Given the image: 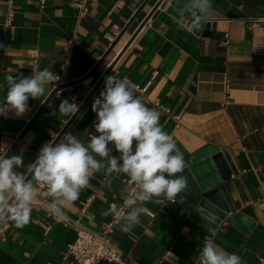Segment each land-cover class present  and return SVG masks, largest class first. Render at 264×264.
Returning a JSON list of instances; mask_svg holds the SVG:
<instances>
[{"label": "crops", "instance_id": "0c3cea01", "mask_svg": "<svg viewBox=\"0 0 264 264\" xmlns=\"http://www.w3.org/2000/svg\"><path fill=\"white\" fill-rule=\"evenodd\" d=\"M74 1L45 0L40 8L39 0H0V103L7 94L9 74L30 76L33 69L48 68L64 82L48 84L43 96L29 100L23 116L13 111L0 116V157L19 139L8 156L23 149V167L14 171L27 178L43 144L54 142L70 121L58 111L61 101L76 97L82 103L105 68L119 57L108 75L114 72L131 85L146 88L143 97L135 95L159 113L163 130L173 137L187 164L194 163L191 156L205 146L219 150L231 173L222 183L227 200L245 223L222 221L213 229L216 221L209 212L196 215L177 198L175 204L163 205L138 201L132 207L145 206L154 217L143 213L127 233L121 231L127 223L123 219L110 235V244L138 264H199L200 248L209 237L239 255L242 264H264V39L250 22L264 18V0H212L207 20L200 21L201 30L192 27L199 12L192 0H163L138 30L159 1L148 0L100 65L145 0H92L79 23ZM9 5L13 19L6 25ZM71 36L75 45L65 61L63 46ZM101 86L104 89L105 80ZM92 103L93 99L66 131L85 144L98 135ZM109 147L110 157L119 161L121 154L111 143ZM93 155L105 167L94 172L73 204L63 208L57 200L63 222H54L35 207L23 227L12 220L0 238V264H67L62 258L75 238L74 227L102 233L133 183L123 172H109L107 158ZM28 182L33 187L38 183L33 176ZM6 198L9 202V191ZM1 215L5 219L9 214Z\"/></svg>", "mask_w": 264, "mask_h": 264}, {"label": "clouds", "instance_id": "9594fccd", "mask_svg": "<svg viewBox=\"0 0 264 264\" xmlns=\"http://www.w3.org/2000/svg\"><path fill=\"white\" fill-rule=\"evenodd\" d=\"M192 3L199 9L197 23L192 27L201 30L200 21L207 20L212 0H192ZM54 77L55 81L59 79L48 68L33 69L30 76L7 75V94L0 103V116L7 117L10 111L17 117L23 116L29 111V100L43 96ZM104 80V89L92 103V111L96 114L94 127L98 135H92L85 144L76 135L67 132L60 142L43 144L37 159L29 165L28 173L36 181L47 185L49 194L66 208L78 200L80 191L88 187L94 172L105 167L94 158L93 153L107 158L109 172H123L130 183L139 186L135 197L130 196L124 202L132 210L123 217L117 212V219L127 221L121 225V231L127 233L140 223L141 215L148 210L145 206L139 209L132 207L138 201L142 204L173 202L179 193L187 189L188 178L183 173L188 165L173 137L163 130L159 113L148 108L118 74L113 72ZM58 111L71 119L77 113L78 105L74 100L65 99L59 104ZM110 143L121 154L119 161L122 163L116 157H110ZM21 167L23 149L20 154L0 157V214L7 212L17 227L29 222L30 205L36 196L33 184L26 180L24 174L14 171ZM9 190L14 194L15 204L6 198ZM61 209L55 201L52 202L53 213H60ZM103 215H108V212ZM0 219L4 216L0 215ZM215 235L213 231L212 236ZM199 264H242V261L239 255L227 252L212 238L206 237L199 251Z\"/></svg>", "mask_w": 264, "mask_h": 264}, {"label": "built area", "instance_id": "2783aa9c", "mask_svg": "<svg viewBox=\"0 0 264 264\" xmlns=\"http://www.w3.org/2000/svg\"><path fill=\"white\" fill-rule=\"evenodd\" d=\"M39 2H40V8H42L44 6L45 0H39ZM91 2L92 0L74 1L77 23H79L81 19H83L88 15ZM8 9L9 10L6 15V21H5L6 25H8L13 19V11L11 5H9ZM250 22L254 25L256 31L260 35L258 37L264 39V18L255 19V20L252 19L250 20ZM227 37L228 36L225 35L226 40ZM223 44L226 45L227 41H225ZM74 45L75 42L73 36L68 38L64 43L63 56L65 61H67L68 58L70 57ZM93 57L95 59H98L97 55H93ZM64 67L65 65H63V69ZM107 69L108 66L105 68V71H107ZM55 79L56 78L54 77V80ZM57 81L64 84V82L62 81V77H59ZM125 82L134 90V92H136L139 95V97H143L146 88L140 89L137 86L131 85L127 81ZM102 90L103 88L100 84L99 88L96 90L95 94L92 97L93 101L95 98L99 97V94ZM73 100L79 107L81 102H79L76 99V97H72L71 101ZM153 106L159 108L158 104L156 103L153 104ZM174 120L177 121V118H175ZM34 188L36 190V196L32 201L30 207L41 209L54 222L62 223L63 221L59 218L58 213H53L51 211L52 202L55 201L57 203L58 199L49 194L47 185L38 182L34 186ZM138 191H139V186L137 184H133L128 189V192L124 197L123 201L118 205L110 220L105 224V227L100 235L87 231L79 226L74 227L75 238L70 244L67 245L65 254L62 258V262L67 264H138L130 255L119 252L110 244V235L113 233L114 228L123 221V219H117V212L121 217H123L124 214L130 210V208L127 205H125L124 202L130 196L134 198L135 194ZM9 193L11 197L14 195L10 190ZM89 202L90 200L86 202L85 207L88 205ZM176 202L177 200L175 199L173 202L166 201L165 203L175 204ZM144 214L149 218L154 217V215L149 211L145 212ZM11 222L12 220L10 218V215H8L2 221V223L0 224V238L4 234V232L10 227Z\"/></svg>", "mask_w": 264, "mask_h": 264}, {"label": "water", "instance_id": "95a60500", "mask_svg": "<svg viewBox=\"0 0 264 264\" xmlns=\"http://www.w3.org/2000/svg\"><path fill=\"white\" fill-rule=\"evenodd\" d=\"M147 1L148 0H145L143 2L141 7L138 9V11L132 17L131 21L128 23L127 27H125L122 33H120V35L111 44L107 52L101 57L98 65L104 62L106 57L110 54L111 50L114 48V46L119 41L122 34L126 31V29L133 22V20L137 17V15L140 13L142 8L145 6ZM162 2L163 0H159L156 3V5L151 10V12L148 14V16L143 21V23L138 28V30H140L142 26H144L146 21L152 16V14L160 6ZM137 32L135 33V35L137 34ZM118 58L119 57H116V59L108 67L107 71L103 74V76L98 81V83L90 91L88 96L84 99V101H82V103L78 107V111L75 114V116H73L70 119V121L67 123V125H65V127L62 129V131L60 132V134L58 135V137L55 139L54 142H58L63 137V135L66 133L68 128L74 122V120L79 115V113L84 109V107L92 99L93 95L95 94L96 90L99 88L100 84L103 82V80L108 75V73L113 69V66L117 62ZM57 92L58 90H55L48 97L45 105L52 99V97ZM41 110L42 108L40 109V111ZM29 126L25 129V131L29 128ZM18 140L19 139H17V141L14 142V144L11 146L9 151L6 153L5 155L6 157L10 154V152L16 146V144L18 143ZM191 158L194 161V163L187 164L188 167L185 169L183 173L188 178V187L184 192L178 194L177 199L183 202L184 204L188 205L189 207L193 208L196 215H200L202 214V212L205 213V211L209 212L213 216V218H215V221H216V225L212 227L213 229H215L217 225L220 224L222 221H226L228 224H233L236 226L245 223V219L243 218L242 215L240 214L235 215V210L232 208V206L227 200L222 183H225L226 181L230 179L231 173L229 169L227 168L224 158L222 154L219 152V150L216 148H212L210 146H205L199 149L198 151H196L191 156ZM31 176L32 175L30 174L26 178V180L28 181L31 178ZM13 201H14V198L12 196L9 202L12 203ZM227 213H231L232 216L227 218L226 217Z\"/></svg>", "mask_w": 264, "mask_h": 264}]
</instances>
